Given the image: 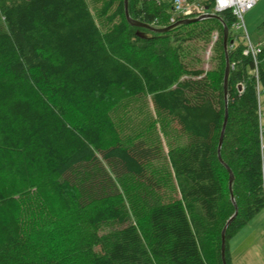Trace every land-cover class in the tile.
Wrapping results in <instances>:
<instances>
[{
    "label": "trees",
    "instance_id": "trees-1",
    "mask_svg": "<svg viewBox=\"0 0 264 264\" xmlns=\"http://www.w3.org/2000/svg\"><path fill=\"white\" fill-rule=\"evenodd\" d=\"M188 2L215 11V0ZM174 3L129 0V11L162 28L187 18ZM100 9L102 26L88 0H0V264H224L235 212L218 155L226 108L221 155L239 209L226 232L232 264L229 239L264 209V44L244 53L232 9L167 32L131 24L124 0ZM34 88L52 102L39 105ZM114 90L126 96L115 108L150 101L183 140L167 156L145 138L106 143ZM160 160L178 184H160Z\"/></svg>",
    "mask_w": 264,
    "mask_h": 264
},
{
    "label": "rangeland",
    "instance_id": "rangeland-1",
    "mask_svg": "<svg viewBox=\"0 0 264 264\" xmlns=\"http://www.w3.org/2000/svg\"><path fill=\"white\" fill-rule=\"evenodd\" d=\"M104 0H88L91 10L96 13L97 19L100 22V25H104L106 22L105 18L100 15V8ZM216 4V2H215ZM194 17V16H191ZM189 18V17H187ZM264 0H259L255 6L246 11L243 14L242 27L234 28L236 33H239L241 37L239 40L250 45V42L259 46L264 44ZM215 34L219 35L217 31H214L211 41L207 44L204 53H203V64L202 67L209 69L214 65L212 55L214 54L215 42L219 37L215 38ZM224 36V34H223ZM248 52L251 51V48L247 47ZM228 55H229V42H228ZM5 82H9V79ZM33 98H36L39 105L46 102L51 103L52 99L50 96L45 97L44 94H41L34 88ZM23 92V90H21ZM25 92V91H24ZM31 93L30 90H28ZM112 97L114 96L111 104L107 110L108 115L111 120L114 122V128L112 130L104 131V137L106 143H111L115 139H121L125 143L131 141H137L139 139L145 138L149 143L160 142L164 149L165 156L168 155L170 149L176 145L178 142L183 140V136L179 131L177 125L172 122L167 117L159 114L152 106L150 101L142 100L143 104L140 109L138 104L127 105L125 110L121 109V105L117 104L118 107L115 108V103H118L126 97L125 94L121 93L119 90H114L111 92ZM121 104V103H120ZM68 109L70 110L72 117V107L67 102ZM145 106V109L143 107ZM106 111V110H105ZM124 116L130 117V123H126L128 120L123 119ZM99 118V117H97ZM119 120L122 124L120 125ZM125 120V122H124ZM166 163L164 160L158 161L153 166V172L156 174L160 184H178V182L173 178V176L168 175L165 172L164 167ZM131 177H125L122 183L126 184L128 179ZM128 184H139L137 182H128ZM141 184V183H140ZM135 191L139 193V189L135 187ZM137 193V194H138ZM136 194V192H135ZM152 197H150L151 199ZM143 201V200H142ZM129 205V204H128ZM130 206L137 211L141 208L140 205L136 203H131ZM136 215V213H134ZM135 215L132 216L135 218ZM45 216H41V220L46 221ZM262 223V224H261ZM46 227V224L42 225ZM64 245L61 246V248ZM66 247V245H65ZM55 249V247H53ZM229 249L232 255V264H264V209L258 214L256 219H252L248 224L244 225L239 231H237L229 239Z\"/></svg>",
    "mask_w": 264,
    "mask_h": 264
},
{
    "label": "water",
    "instance_id": "water-1",
    "mask_svg": "<svg viewBox=\"0 0 264 264\" xmlns=\"http://www.w3.org/2000/svg\"><path fill=\"white\" fill-rule=\"evenodd\" d=\"M124 2H125L126 16H127L128 21L131 24L137 25V26H144V27H147V28H149L155 32H167L170 29H172L173 27H175L176 25L201 21V20H204L207 18H213V17L221 18L219 13H217V12H207V13L202 14L200 16L182 18L170 26L158 28V27L151 26L149 24L143 23L141 21H138V20L132 18L130 11H129V0H124ZM228 41H229V28L226 24H224L223 42H224V48H225V52H226V61H227L226 71H225V76H224V87H225V93H226V100L228 99V85H229V75H230V59H229V55H228ZM239 87H240V90L243 89L242 84H240ZM227 122H228V109L226 108L225 121L223 124L221 139H220L219 147H218V155H219V159L221 160V162L228 168V170L230 172L229 187H230V192H231V199H232L234 207H235V212L228 219L227 223L225 224V226L222 230V259H223L224 264H227V261H226V247H227L226 232H227L228 226L230 225V223L233 221V219L237 216V214L239 212L238 205L236 203L234 193H233V181H234L235 176H234V173L231 170V168L224 162L222 155H221V148H222L223 137H224V133L226 130Z\"/></svg>",
    "mask_w": 264,
    "mask_h": 264
},
{
    "label": "built area",
    "instance_id": "built-area-1",
    "mask_svg": "<svg viewBox=\"0 0 264 264\" xmlns=\"http://www.w3.org/2000/svg\"><path fill=\"white\" fill-rule=\"evenodd\" d=\"M258 1L259 0H215V11L212 12L219 13L226 9H232L234 14L238 18V22L235 24V27L237 26L238 28H240L243 25V14L246 11L252 9ZM174 4V10L186 17H195L205 14L207 12H211L209 9L204 8L199 3H190L188 2V0H175ZM216 37H218L217 34H215V38ZM262 45L255 46L250 42V45L248 44V47L251 48V53L256 55L261 51ZM244 53L249 54L250 51L248 52V49H246Z\"/></svg>",
    "mask_w": 264,
    "mask_h": 264
},
{
    "label": "crops",
    "instance_id": "crops-1",
    "mask_svg": "<svg viewBox=\"0 0 264 264\" xmlns=\"http://www.w3.org/2000/svg\"><path fill=\"white\" fill-rule=\"evenodd\" d=\"M262 211H263V210H262ZM257 217H258V215H256V216L253 218V220L256 219ZM261 224H262V223H261Z\"/></svg>",
    "mask_w": 264,
    "mask_h": 264
}]
</instances>
